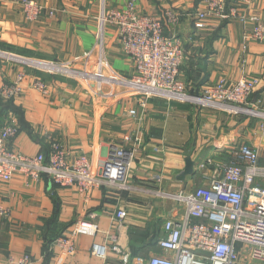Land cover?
<instances>
[{
  "label": "crops",
  "instance_id": "obj_1",
  "mask_svg": "<svg viewBox=\"0 0 264 264\" xmlns=\"http://www.w3.org/2000/svg\"><path fill=\"white\" fill-rule=\"evenodd\" d=\"M128 1L36 0L44 11L39 20L30 22L20 5L0 0V54L6 55L0 56V90L24 75L21 96L13 100L0 96V128L5 114L19 128L9 143L12 150L28 157L47 154L50 143L45 135L50 133L75 156L86 154L97 169L113 148L134 147V142L125 141L127 136L141 137L128 190L102 187L85 198L47 177L31 180L18 173L10 182H0V206L10 211V217L0 218V264L25 254L33 264H136L156 255L171 257L158 245L164 224L185 217L186 208L175 195H189L209 185L214 166L202 168V164L210 158L223 161L231 148L248 144L258 150L264 166V129L254 116L145 98L125 87H91L38 67L40 63L84 66L83 56L95 51L103 39L109 67L121 78H131L135 69L117 28L102 20ZM232 6L238 8V18H209L198 30L195 23L205 9L204 0H137L139 14L160 17L171 9L180 15L176 26H166L165 35L182 42L180 79L189 91L202 92L222 78L236 82L245 76L259 82L249 107L264 112V40L248 39L251 18L264 22V0L249 5L229 0L228 8ZM34 80L45 82L49 93L33 88ZM120 210L127 212V218L117 230ZM84 220L96 222L99 234L77 235L76 253L63 256L55 241ZM110 232L117 236L121 253L110 251L104 260L95 258L93 245L103 243Z\"/></svg>",
  "mask_w": 264,
  "mask_h": 264
},
{
  "label": "built area",
  "instance_id": "obj_2",
  "mask_svg": "<svg viewBox=\"0 0 264 264\" xmlns=\"http://www.w3.org/2000/svg\"><path fill=\"white\" fill-rule=\"evenodd\" d=\"M4 1L20 5L30 22L39 20L44 11L36 0ZM254 1L236 0V3L249 5ZM228 2L204 0L205 9L197 14L196 29H204L205 21L209 18L221 21L238 18V8H228ZM49 15L53 16L54 12L50 11ZM102 20L116 26L123 50L135 69L131 78H121L109 67L104 56L103 39L98 41L95 51L83 56L82 68L86 70L51 63H40L38 67L70 78L78 77L84 82H96L100 87L129 88L145 98H161L207 109H233L258 118L261 129H264V112L249 107L258 87L257 80L243 76L236 82H229L222 78L202 92L189 91L181 81L185 57L182 42L165 35L166 26L179 23L180 15L177 12L165 10L160 17L139 14L137 0H129L123 9L112 10ZM251 23L253 27L248 39L264 40V22L252 17ZM95 53L98 54L97 63L92 66ZM23 79L22 74L14 83L4 85L0 96L4 100L21 96ZM32 85L43 94L49 93L43 81L34 80ZM135 113L131 111V115ZM18 133L19 128L13 117L5 114L0 128V182L8 183L18 173L31 180L47 177L59 187L75 188L85 198L102 187L130 189L128 176L141 142L140 136H127L125 141L134 142V147L113 148L108 160L94 169L86 154L75 156L50 133L45 135L50 143L47 154L28 157L12 150L9 143ZM228 155L231 160L229 164L210 158L201 165L202 168L214 166L213 177L207 187L198 188L189 195H175L176 201L186 208L185 217L180 222L167 220L164 236L158 243L163 251L172 256L156 255L149 260L138 259L136 264H264V166L260 164L258 150L248 144L231 148ZM8 217L10 211L0 206V218ZM94 217L91 216L92 219ZM126 218V211L117 212V230ZM99 232L96 222L84 220L67 235L58 238L55 245L63 256L71 257L76 253L77 235L96 237ZM1 236L0 228V241ZM110 251L121 253L118 238L111 232L103 243L93 245L91 254L104 260ZM9 264H33V258L29 254L10 257Z\"/></svg>",
  "mask_w": 264,
  "mask_h": 264
},
{
  "label": "rangeland",
  "instance_id": "obj_3",
  "mask_svg": "<svg viewBox=\"0 0 264 264\" xmlns=\"http://www.w3.org/2000/svg\"><path fill=\"white\" fill-rule=\"evenodd\" d=\"M79 67H77V66H73L74 68H76V69H80V70H86V69H83L82 68V65L80 66V65H78ZM76 79H78V80H80V82L81 83H85V85H89V86H91V87H98V88H100V84H98V83H96V82H92V81H87V82H84V81H82L80 78H76ZM104 86H107V87H111V86H108V85H104ZM102 90V89H101ZM99 92H104V91H99ZM100 95V94H99ZM223 162L224 163H226V164H229V163H231V160H230V158H229V155H228V157H226V158H224L223 159Z\"/></svg>",
  "mask_w": 264,
  "mask_h": 264
}]
</instances>
